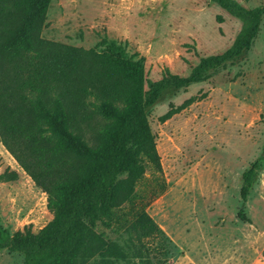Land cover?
Returning a JSON list of instances; mask_svg holds the SVG:
<instances>
[{"label": "rangeland", "instance_id": "374dc122", "mask_svg": "<svg viewBox=\"0 0 264 264\" xmlns=\"http://www.w3.org/2000/svg\"><path fill=\"white\" fill-rule=\"evenodd\" d=\"M247 8L264 0H235ZM242 25L213 0H51L42 36L94 47L100 36L145 57L148 79L168 68L186 76L203 57L231 46ZM192 98L190 102H186ZM168 119L160 117L181 107ZM156 166L120 197L89 206L62 264H88L137 214L146 212L170 239V264H264V159L244 212L242 173L264 153V15L251 47L185 89H168L146 108ZM0 264H24L35 243L69 221L0 141ZM128 178L121 173L114 184Z\"/></svg>", "mask_w": 264, "mask_h": 264}, {"label": "trees", "instance_id": "16d2710c", "mask_svg": "<svg viewBox=\"0 0 264 264\" xmlns=\"http://www.w3.org/2000/svg\"><path fill=\"white\" fill-rule=\"evenodd\" d=\"M50 1L0 0V141L34 185L71 215L53 238L26 251L24 264L63 263L86 209L120 197L145 164L156 166L146 108L164 91L200 82L248 50L264 15V4L247 8L235 0H213L242 21L231 46L201 58L186 76L164 68L152 80L145 57L126 55L106 34L88 49L44 38ZM263 159L264 153L242 173L241 220L248 221L243 208ZM123 172L128 178L114 184ZM16 177V171L5 170L0 181ZM169 244L154 219L141 212L88 264H170Z\"/></svg>", "mask_w": 264, "mask_h": 264}]
</instances>
